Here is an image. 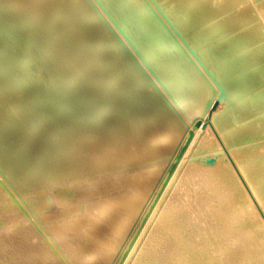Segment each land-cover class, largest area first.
<instances>
[{"label": "bare ground", "instance_id": "1", "mask_svg": "<svg viewBox=\"0 0 264 264\" xmlns=\"http://www.w3.org/2000/svg\"><path fill=\"white\" fill-rule=\"evenodd\" d=\"M242 1L0 0V195L24 211L0 264H264V0Z\"/></svg>", "mask_w": 264, "mask_h": 264}, {"label": "rangeland", "instance_id": "2", "mask_svg": "<svg viewBox=\"0 0 264 264\" xmlns=\"http://www.w3.org/2000/svg\"><path fill=\"white\" fill-rule=\"evenodd\" d=\"M259 1H261V0L255 1V3L259 2ZM239 4H240V7L245 6V7L248 8V10L250 12L253 11V7L252 6H253L254 2H252L250 0H243ZM237 7H238V5L233 7V8H237ZM8 38H10V37H8ZM10 41L11 40L8 39V42H10ZM11 60H14V58H12ZM10 63H12L14 65V61L10 62ZM193 124L198 129L200 127V120L199 119L194 120ZM186 141H187V139H185L184 142L182 141V143L184 144ZM196 143L197 142L195 140H193L192 137H189L188 143L186 145L184 144L185 145L184 148L186 147L185 150L190 149L192 147V145H195ZM185 150L183 149V146H182L180 149H177L175 151V153L177 155L175 156V159L173 158L174 160L172 159L173 162L169 163V165L167 166L165 172H169V173L170 172H175L176 166L179 163L180 158L183 157V155L188 157L187 156L188 155L187 151H186V153L183 152ZM186 170H187L188 173H190V171L194 170V167L188 166V168ZM159 174L160 173H157L156 176H158ZM199 177H200L199 175L187 176L185 174L183 176V179L187 183L185 185H183V188H182V190L180 189V191L189 190L192 193H194V191H197L198 188H197L196 184H198V183L201 184L202 183V181L198 179ZM165 180H166V178H165ZM0 185L3 186L8 192L10 191L8 189V187L6 186V184L1 180V178H0ZM167 188H168L167 185L164 184V181H162V179L156 178L155 181H150L149 182L147 191H148L150 196L148 195V197L144 199V200H146L145 204H142L141 206H137L136 207L135 215L137 214V216H136L135 220L131 224L133 227H131L132 229L130 228L129 231L125 233V235L127 236L126 240L130 241L129 245L136 244L137 241H139V239L142 238V233L145 230V228L147 227V223L150 222V219L157 212L158 204L163 202V199H164V196L166 195V193H169V191H170V193H173L172 190H168L167 191ZM214 189H217V188H214ZM211 192H212V190L209 191V193H211ZM2 194H5V195H0V200L1 199L5 200V202L0 206V210H6V211H3L2 213H0V217L1 218L3 217V219H4V220H0V225H7V226H9V229H14V228L19 226V221H16L17 218L14 217V215H17V216L21 215L20 211L18 209V207L21 208V205H20V203H19L17 198L14 201L9 199V197L6 195L5 191ZM201 195H204V194H201L200 192H196V193H194L193 199L195 197H200ZM172 203H174V202H171V203L169 202V204H172ZM10 208H14L16 211L14 212ZM212 209H214V208H212ZM21 210L23 211L22 208H21ZM205 210H206V208H205ZM6 217H8V218H6ZM216 230H218V228H216ZM123 233L124 232H122L121 234L123 235ZM195 236L197 238H205L204 236H202L200 234H196ZM130 237H131V239H130ZM184 237L187 238L188 236H184ZM163 241H165L167 243H169L170 241L173 242V235L165 236L163 238ZM198 242L202 243L203 240L202 239H198ZM5 249H9V247L5 248ZM238 250L239 249H236L235 245L233 246L232 249H229L230 252H235V251H238ZM255 250H256V253H254V255L250 259H252L255 264H261L258 261V260H260L258 249H255ZM260 250L263 251V249H260ZM193 251H194V253H196L197 257H199L201 255V253H202L201 252L202 249H193ZM144 254H147L146 251L144 252ZM128 255H129V253L120 254V256L118 255L119 257L117 256L116 258H114L111 261V264H126L127 263L126 259H127ZM148 257H150V256L147 255L146 258H148ZM163 263L164 264H171L170 263V259L167 258V257L165 259H163Z\"/></svg>", "mask_w": 264, "mask_h": 264}]
</instances>
